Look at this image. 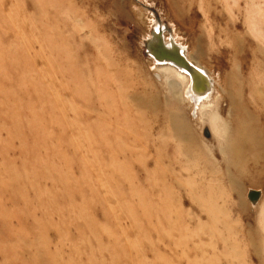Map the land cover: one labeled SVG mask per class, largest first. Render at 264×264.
<instances>
[{
	"label": "rangeland",
	"instance_id": "1",
	"mask_svg": "<svg viewBox=\"0 0 264 264\" xmlns=\"http://www.w3.org/2000/svg\"><path fill=\"white\" fill-rule=\"evenodd\" d=\"M154 40L220 109L229 81L259 89L264 132V0H0V264H264V161L223 177L211 109L172 97ZM138 92L180 108L195 158Z\"/></svg>",
	"mask_w": 264,
	"mask_h": 264
},
{
	"label": "bare ground",
	"instance_id": "2",
	"mask_svg": "<svg viewBox=\"0 0 264 264\" xmlns=\"http://www.w3.org/2000/svg\"><path fill=\"white\" fill-rule=\"evenodd\" d=\"M157 28V31H160V28H162L160 23ZM153 45L151 53L160 58L157 59L160 65L159 70L165 73L172 97L175 100H180L181 92L190 96L192 100L196 101L195 108L198 110L200 118L203 119L204 109L208 107L211 109L208 112L206 120L213 132L217 135L216 139H218L221 153L226 157L228 169L223 174V177L228 178L235 188L237 182L236 176L238 177L239 174L245 175L247 174L246 172H249V170L241 168L242 164L252 163L258 165L260 161H264V132L258 127L256 117L249 110L251 102L248 99H244V94H246L247 90L249 95L257 100V97H259L257 95L259 89L257 90L252 84L249 86L242 83L236 88L234 86L235 84L229 81V87L225 90L227 96L225 105L230 115L225 117L223 116L225 105L220 109L217 104V96L211 95V80L206 70L193 62L184 51L182 52H184L185 56L181 55V49L185 46L174 40L171 49L169 51L164 50L162 54L159 52L158 40H154ZM131 97L134 104L138 107L145 108L153 120L160 118L163 111L170 113L167 117H163L162 121L160 120L163 124L160 135H166L180 143H188L183 145L184 148L182 149L183 156L188 159L195 158L199 154V151L193 148L195 145L191 147L190 144L191 141L193 142L194 135L191 127L188 125L189 122L186 123L180 108L175 107L176 109H174L170 107V97H167L168 100L166 102L159 101L154 94L149 98L138 92ZM144 117L141 116L142 119H145ZM196 146L201 148L199 142ZM227 149L229 156L226 152ZM213 170L215 171V169ZM214 171H211L212 177L217 175V172ZM263 171L264 166H262L261 171L258 170L257 172ZM255 192L256 194L253 198L256 199L259 197V193L256 190ZM249 198L253 199L250 196Z\"/></svg>",
	"mask_w": 264,
	"mask_h": 264
},
{
	"label": "water",
	"instance_id": "3",
	"mask_svg": "<svg viewBox=\"0 0 264 264\" xmlns=\"http://www.w3.org/2000/svg\"><path fill=\"white\" fill-rule=\"evenodd\" d=\"M255 194H256L255 190L249 192V196L252 198L255 197ZM253 199H255V198H253Z\"/></svg>",
	"mask_w": 264,
	"mask_h": 264
}]
</instances>
